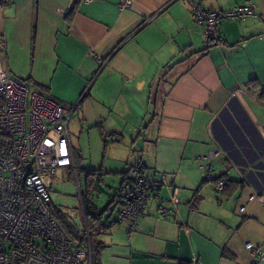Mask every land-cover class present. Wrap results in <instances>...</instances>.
Here are the masks:
<instances>
[{
    "label": "crops",
    "instance_id": "crops-1",
    "mask_svg": "<svg viewBox=\"0 0 264 264\" xmlns=\"http://www.w3.org/2000/svg\"><path fill=\"white\" fill-rule=\"evenodd\" d=\"M119 1L0 2L3 68L74 109L68 131L78 171L96 170L98 184L113 185L104 206L95 202L105 212L87 252L91 243L100 251L95 264H264L245 248L250 241L264 254V203L248 200L250 186L264 188V0H200L209 10H255L223 20L210 44L193 0ZM86 127L112 143L118 161L78 167L72 137ZM217 146L246 178L227 159L212 161L209 171L226 180L220 192L198 159ZM138 163L155 195L129 232L127 222L109 221ZM83 219L87 233L84 210Z\"/></svg>",
    "mask_w": 264,
    "mask_h": 264
},
{
    "label": "built area",
    "instance_id": "built-area-1",
    "mask_svg": "<svg viewBox=\"0 0 264 264\" xmlns=\"http://www.w3.org/2000/svg\"><path fill=\"white\" fill-rule=\"evenodd\" d=\"M130 1L120 0L119 6L123 8ZM192 14L202 25L208 42L209 37L218 36L217 28L223 20H245L254 15L255 10L252 4L209 10L200 0H193ZM4 43L5 38L0 34V55ZM90 55L103 66L101 57ZM72 111H66L61 103L33 85L12 77L0 59V264H81L90 255L85 248L76 247L51 215L47 191L51 176L57 170L65 175L68 168L75 174L82 205L69 141L68 123ZM219 158L227 159L241 180L246 181L226 151L217 146L207 154L198 155L201 175L204 180L215 182L216 192L223 189L226 180L215 179L208 165ZM250 188L248 200L264 203V188L260 192ZM154 195L148 171L138 163L126 178L124 203L109 224L127 222L129 232L138 230L139 219ZM243 209L244 206L239 208ZM245 248L264 257L259 247L250 241L245 243Z\"/></svg>",
    "mask_w": 264,
    "mask_h": 264
},
{
    "label": "rangeland",
    "instance_id": "rangeland-1",
    "mask_svg": "<svg viewBox=\"0 0 264 264\" xmlns=\"http://www.w3.org/2000/svg\"><path fill=\"white\" fill-rule=\"evenodd\" d=\"M154 94L155 91H153V95ZM153 128L154 124L152 125L151 130H153ZM72 139L74 141V146L77 149L76 151L81 155L78 164L79 168H98L97 166H100V162H115L117 159L115 158V160H111L109 154L110 148L113 147L112 143H107L106 145L104 139L101 138L97 131H94L89 127H86L81 135L80 133H76ZM105 146L106 148H104ZM137 154H140V152ZM118 160L119 159H117V161ZM66 172L67 173L64 175L62 171L57 170L50 178V184L47 191L53 206L61 212L69 215V223L74 225V230L78 235L83 236L86 234V230L75 174L68 168L66 169ZM77 178L79 180L81 192L86 193L87 190H89L95 202L100 206H104L109 187L113 185H100L97 184L94 179H92L94 185H85L86 172L82 169H79ZM73 240L76 243L77 238L75 237Z\"/></svg>",
    "mask_w": 264,
    "mask_h": 264
},
{
    "label": "trees",
    "instance_id": "trees-1",
    "mask_svg": "<svg viewBox=\"0 0 264 264\" xmlns=\"http://www.w3.org/2000/svg\"><path fill=\"white\" fill-rule=\"evenodd\" d=\"M71 14L72 11H70L66 17L69 20L71 18ZM218 37V36H217ZM216 37V38H217ZM210 39H208V43H212V41L214 40V38L209 37ZM252 82V81H251ZM36 86L38 87V89L40 91H42L44 93V88L41 85L36 84ZM226 151V150H225ZM227 152V151H226ZM96 170H89L86 171V182L85 185H94V183L92 182V179H94L97 184L100 182V177H95L96 175ZM77 174H78V169H77ZM81 198H82V207L84 210V215H85V219H86V224H87V230H88V236L87 233L84 234L83 236H80L77 234V232H75V228L74 225H71L69 222L70 216L67 215L66 213L61 212L60 210H58L57 208H55L51 202L50 204V212L51 215L54 217V219L56 220V222L59 224V226L65 231V233L68 235V237L73 240L75 237L77 238V241L75 243L77 248H87L88 247V243L90 238L92 237L93 231H97L99 229H101L102 227V215L105 212L103 209H98L95 203V200L92 197V194L90 193L89 190H87L86 193L81 192ZM89 238V240H88ZM91 242V240H90ZM83 244H85V246L83 247ZM90 251L88 252L90 255L88 256L87 260L90 261L91 264H95L96 261L99 259V250L95 248V246L90 245Z\"/></svg>",
    "mask_w": 264,
    "mask_h": 264
}]
</instances>
